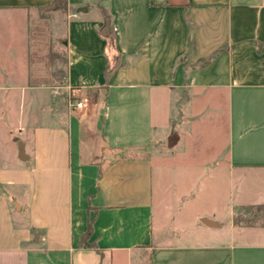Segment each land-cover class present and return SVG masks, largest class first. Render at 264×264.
I'll return each instance as SVG.
<instances>
[{
  "label": "crops",
  "instance_id": "crops-1",
  "mask_svg": "<svg viewBox=\"0 0 264 264\" xmlns=\"http://www.w3.org/2000/svg\"><path fill=\"white\" fill-rule=\"evenodd\" d=\"M54 1L0 0V264H264V227L234 223L264 205V0ZM176 117L206 143L154 159L181 143ZM196 158L229 175L230 217L200 210L182 233L166 180Z\"/></svg>",
  "mask_w": 264,
  "mask_h": 264
},
{
  "label": "rangeland",
  "instance_id": "rangeland-1",
  "mask_svg": "<svg viewBox=\"0 0 264 264\" xmlns=\"http://www.w3.org/2000/svg\"><path fill=\"white\" fill-rule=\"evenodd\" d=\"M59 12H64V7L59 6V8L56 9ZM54 26L59 27V36L60 38L55 41L54 49H57V59L55 65V71L54 74L58 80L57 87L54 89L56 95H61V86L64 84V77H65V69H64V62H65V52H64V35H63V15L60 14L53 20ZM66 93V99L67 102L70 105V102L75 99V96L73 95V92L70 88H68ZM181 108L178 107L176 104L166 103L165 105L160 106L159 104H155V112L156 115L158 114L159 118L158 121L160 122L161 112H165L169 115H177L178 110ZM181 122V118L176 117L174 119V125ZM209 123V122H208ZM11 126H14L11 124ZM180 127L179 124H177L175 127L170 128V131L174 134H183L184 137L179 145H177L175 148L170 149L172 147L163 146L161 149H159L156 153H153L154 159H160V158H166L170 159L173 158L175 153L181 152L186 146L190 145V148L199 147L200 145H203L206 143L204 141V138H199V140L191 139L188 140V133L189 128ZM193 128V127H192ZM202 130L204 133H208L211 131L210 129H205V127H194V131ZM197 130V131H198ZM203 132L202 135H203ZM206 146V145H204ZM19 144L16 146V148L19 150ZM15 149V147H13ZM192 151V150H191ZM7 152H9L7 150ZM16 152V149L14 153ZM192 155H196V151H192ZM180 159V158H178ZM196 160H198L196 158ZM178 162V161H177ZM184 161L182 160L181 163ZM199 164L201 161H197ZM184 164V163H183ZM190 164V163H186ZM203 164V163H201ZM185 165V164H184ZM198 167L195 169H190V167L185 166H179L177 167V171L175 170H168L169 172V178L167 181L168 184H171L166 189V192L171 193L174 195V199L176 202L174 203L176 205V209L173 211V227L174 229H179L182 233H184V230L186 229V225L189 227L193 226V217L192 214L199 212L200 210L203 211H209L213 214L215 213L217 216V219L220 222H225L230 217V203L232 199V191H231V185L229 180V175H222V177L217 175L216 166L214 163L211 162H205L203 166L197 165ZM158 171V170H157ZM155 171V172H157ZM167 171V170H166ZM156 175V174H155ZM161 175H159L160 177ZM159 177L156 178V189L155 192L159 193L160 191V182ZM180 195V196H179ZM181 214H186L187 216L183 218V221H180L179 224H177V221L181 219L179 212ZM234 219L238 220L240 222V226H259L264 227V205L260 206H245L236 212V215L234 216ZM185 227V229H184ZM190 229L189 233L194 234L195 227L188 228ZM178 230V231H179ZM179 231V232H180ZM180 232V233H181ZM188 231L186 230V233ZM226 236V235H224ZM223 236V238H224ZM224 239H226V237ZM150 257L149 253H146V255H142V259H144V263L147 264L146 260Z\"/></svg>",
  "mask_w": 264,
  "mask_h": 264
},
{
  "label": "trees",
  "instance_id": "trees-1",
  "mask_svg": "<svg viewBox=\"0 0 264 264\" xmlns=\"http://www.w3.org/2000/svg\"><path fill=\"white\" fill-rule=\"evenodd\" d=\"M59 6H63L64 7V10H66V5H65V1L64 0H55L54 3L49 6V7H46L45 9L46 10H55L57 8H59ZM44 9V10H45ZM103 14H104V31L106 33V37L112 42L114 43L115 41V31H114V28H113V25H112V21H111V17L110 15L105 11H103ZM56 54L55 53H52V55L50 56L52 62L55 60L56 58ZM207 62V60H203L201 61V64H205ZM234 223L235 224H240V222H238V220L234 219ZM250 226V225H249ZM91 230H89L88 233H90ZM87 233V234H88ZM85 239V238H84ZM91 247H94V245H90Z\"/></svg>",
  "mask_w": 264,
  "mask_h": 264
},
{
  "label": "water",
  "instance_id": "water-1",
  "mask_svg": "<svg viewBox=\"0 0 264 264\" xmlns=\"http://www.w3.org/2000/svg\"><path fill=\"white\" fill-rule=\"evenodd\" d=\"M169 146L172 147L171 141L169 142ZM23 153H24V143H20V157L21 158H23L22 157ZM202 221L208 226H216L217 225L215 222H211V221H209V220H207L205 218H203Z\"/></svg>",
  "mask_w": 264,
  "mask_h": 264
},
{
  "label": "built area",
  "instance_id": "built-area-1",
  "mask_svg": "<svg viewBox=\"0 0 264 264\" xmlns=\"http://www.w3.org/2000/svg\"><path fill=\"white\" fill-rule=\"evenodd\" d=\"M84 100L85 99H83L81 101H78V100L74 99V100H72L70 102V105H71V107H79V108H81L83 106Z\"/></svg>",
  "mask_w": 264,
  "mask_h": 264
}]
</instances>
